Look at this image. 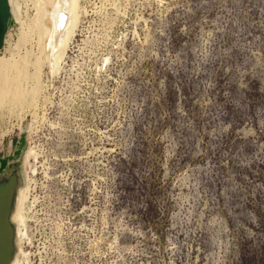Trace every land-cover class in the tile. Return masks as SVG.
<instances>
[{
	"label": "rangeland",
	"instance_id": "obj_1",
	"mask_svg": "<svg viewBox=\"0 0 264 264\" xmlns=\"http://www.w3.org/2000/svg\"><path fill=\"white\" fill-rule=\"evenodd\" d=\"M34 5L0 45L40 58L39 95L0 108L22 264H264V0H78L56 71L18 43Z\"/></svg>",
	"mask_w": 264,
	"mask_h": 264
},
{
	"label": "bare ground",
	"instance_id": "obj_2",
	"mask_svg": "<svg viewBox=\"0 0 264 264\" xmlns=\"http://www.w3.org/2000/svg\"><path fill=\"white\" fill-rule=\"evenodd\" d=\"M33 1L35 4L34 7L36 6L35 7L36 14L31 20H29V22L25 23V21L27 20L24 21L23 19L24 22H22V26H21L23 27L21 28L22 33H21V37L18 38L19 39L18 43L22 45L23 43L27 42V40L29 39L32 33H35V35L37 34L39 38L38 50H40L41 54L46 53L45 56L47 61H49V67L51 71H56L59 62L63 61L62 59L65 53L67 52V50L69 49L68 46L71 40L73 39V37L75 36V32H77L75 30L79 23V18H81L78 9V0H33ZM15 7H14V0H0V45L3 39L2 35L4 33L5 25L7 23H11L15 19L14 17L15 15L14 12H16ZM16 10H18V8H16ZM17 18L19 17H16V19ZM20 19L22 18L20 17ZM19 46L16 45V49ZM10 47H11V43H10ZM15 54L17 55V53L14 54L12 53L14 57ZM19 56L21 55L17 56L18 59ZM27 56H29V53L26 55L25 58H23L22 61H20V63L15 61L16 63H18L16 67L12 66V62L9 59L0 57V108L5 106L9 107L10 105L11 106L18 105L20 106L19 108L23 106L22 108L23 110L24 105L29 102H33L32 99L37 96L39 89L42 88V87L40 88L39 86L40 82L38 83V79H37V75L39 72L38 70H40L39 69L40 58L37 57L36 60L32 62L34 66L32 68L35 69V72L31 74L28 72L29 70L27 69V66L31 64V62L29 61L30 57L28 59ZM14 57L11 56V59H14ZM42 63L43 62L41 61V64ZM28 80L33 81V85L30 84L32 86L31 90L30 89L28 90L27 87V85H29ZM24 82L27 83V84L25 83L26 84L25 87H27L26 89L23 86ZM30 104L29 106L32 107V104L31 105ZM18 109H14V110L16 111ZM38 155L39 154H37V158ZM7 175H9V172H7ZM7 175L4 176V174L3 175L0 174V264H22L24 262H21L22 261L20 260L21 257L20 259H18L19 254L23 256H26V254L24 253L22 248H19L17 246L18 243L17 241H19L22 232H24L22 230V226L20 227L21 222L22 223L27 222L25 221L24 218L25 216L22 214L23 211L22 206L25 202L26 197H24V194L22 192L23 190H21V192L19 191V193L16 194L14 193L15 192L14 190L18 189V187L20 189V187L23 186V177L20 173H16V175L13 176L11 179L7 177ZM23 225L26 226V224ZM23 237L24 236L22 235V238ZM30 237L31 236L29 235V238Z\"/></svg>",
	"mask_w": 264,
	"mask_h": 264
}]
</instances>
